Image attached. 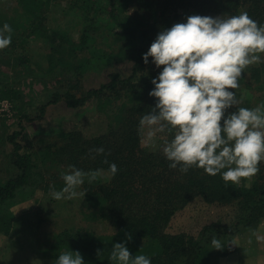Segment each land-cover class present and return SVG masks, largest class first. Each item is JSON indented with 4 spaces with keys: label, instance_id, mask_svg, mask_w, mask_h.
<instances>
[{
    "label": "trees",
    "instance_id": "16d2710c",
    "mask_svg": "<svg viewBox=\"0 0 264 264\" xmlns=\"http://www.w3.org/2000/svg\"><path fill=\"white\" fill-rule=\"evenodd\" d=\"M55 6L62 7L61 15L68 18L64 25L55 24ZM72 11L78 15L68 16ZM243 11L264 24V0H0V27L8 23L13 29L10 46L0 50V102L13 103L21 127L0 133V146H12L10 151L3 150L7 166L0 175V233L10 235L17 227L15 202L32 198L38 189L46 195H50V186L62 189L61 173L75 165L84 171L103 170L95 181L89 183L85 178L77 189L85 194L83 216L92 225L51 231L40 249H34L32 242L33 253L56 260L61 252L73 250L81 253L85 264H114L109 259L111 249L120 242L133 255L150 256L152 264H220L221 258L239 251L238 237L264 221V162L257 174L238 184L196 167L182 173L169 168L161 151L141 146L137 126L156 103L149 91L163 66L157 68L152 57L145 64L143 55L158 33L186 22L188 16L227 17ZM34 39L45 49L33 52L29 43ZM34 54L42 59L35 60ZM123 59L132 62L131 73L115 70L99 87H83L88 72L104 70L112 61ZM259 67L245 70L240 88H253L247 72L254 70L252 75L259 81ZM29 78L40 80L46 88L38 98L30 95V100L16 87ZM50 81L57 83L55 89L47 88ZM241 99V107L260 105L250 98ZM61 101L73 109L92 104L105 116L107 130L86 135L79 128H60L50 135L58 141L48 138L36 149L26 148L20 137L29 136L21 122L40 120L49 105ZM25 105L38 113L28 112ZM98 147L105 152L90 151ZM110 163L118 166L115 176L108 171ZM196 197L231 205V220L206 223L197 234L170 232L173 217ZM50 201L59 200L50 195ZM213 236L224 248L213 249Z\"/></svg>",
    "mask_w": 264,
    "mask_h": 264
},
{
    "label": "clouds",
    "instance_id": "9594fccd",
    "mask_svg": "<svg viewBox=\"0 0 264 264\" xmlns=\"http://www.w3.org/2000/svg\"><path fill=\"white\" fill-rule=\"evenodd\" d=\"M12 32L8 23L0 27V50L10 46ZM149 57L157 68L163 67L149 91L156 98L155 106L139 118L141 146L161 151L169 168L182 173L201 168L233 184L257 174L264 162V102L254 108L241 107L242 99L233 90L239 88L249 66L264 62V24L247 11L227 17L188 16L186 22L158 33L143 55L145 64ZM232 108L236 110L229 111ZM90 151L100 155L105 149ZM68 167L61 173L63 188L50 186L53 199L85 195L77 190L85 178L91 183L103 172ZM118 170L115 163L109 164L112 176ZM253 235L264 243V234L254 231ZM211 245L224 248L216 236ZM109 259L114 264H152L150 256L133 255L120 242L113 244ZM54 264L85 262L79 251L69 250L61 252Z\"/></svg>",
    "mask_w": 264,
    "mask_h": 264
},
{
    "label": "rangeland",
    "instance_id": "374dc122",
    "mask_svg": "<svg viewBox=\"0 0 264 264\" xmlns=\"http://www.w3.org/2000/svg\"><path fill=\"white\" fill-rule=\"evenodd\" d=\"M62 7H66L63 2ZM62 7H53L52 17H55L56 25H64L68 18L61 15ZM132 5L129 6V13L132 12ZM131 9V10H130ZM76 17V11H72L68 16ZM53 18L51 21H53ZM71 19V18H70ZM75 37L78 35L74 33ZM29 47L36 52L37 50L45 49L44 45L35 39L29 43ZM108 48V47H107ZM35 60H41V55L34 54ZM264 66V62H261ZM132 62L128 60L112 61L111 64L104 70H91L82 79L83 87L93 88L99 87L102 83L109 80V74L112 71H119L124 75L131 73ZM254 67H259L258 64H253ZM253 65H251L253 67ZM261 69V77L256 81L253 76L254 70L250 69L247 72V79L253 83L252 87L242 86L236 90L240 98H250L252 101H258L260 104L264 102V68ZM14 75V74H13ZM16 75V74H15ZM260 83V84H259ZM17 85V84H16ZM57 83L50 81L47 85L48 89H55ZM258 86V87H257ZM21 96L26 99L33 95L34 98L40 97V93L45 91V86L38 79H27L20 86H16ZM38 93V94H35ZM30 100V99H28ZM28 112L37 114L35 108L27 106ZM19 119L12 102H0V133L6 128L9 131L20 129L18 125ZM22 126L25 127L26 137H20L23 145L27 147L38 148L42 141L50 139L51 141H58V138L52 135L60 128L70 130L72 128L81 129L86 135L107 130V120L105 116L96 112L92 104H88L79 109L69 107L65 102L61 101L56 104H51L47 108V112L43 118L36 122L23 121ZM38 130L45 133H38ZM44 134V135H43ZM49 135V137H47ZM26 139V140H25ZM11 145L0 146V175L6 173V157L3 150L10 151ZM146 148V147H144ZM148 149V148H146ZM150 150V149H148ZM152 151V150H150ZM21 200V197L19 198ZM85 199L83 195L75 199H60L59 201H50V195H46L43 190L38 189L32 198L17 201L13 205V210L16 214V229L10 235L0 233V264H54L55 260L46 258L42 252L37 253L34 249H40V243L45 244L49 239V232H58L63 228L72 226H90L92 222L84 220L83 211L85 207ZM234 207L231 205H223L220 203L207 202L202 197H196L186 207L181 209L173 217L169 224L168 230L170 232L178 233L181 231H188L192 234H197L202 226L212 221L231 220ZM39 227L31 230L32 228ZM254 231H259L264 234V221L256 228L243 232L238 237L240 245L239 251L235 254L221 258L220 264H264V243L256 241L253 235ZM38 241V243L36 242ZM251 241V242H250ZM33 248H31V244ZM49 262V263H48Z\"/></svg>",
    "mask_w": 264,
    "mask_h": 264
}]
</instances>
